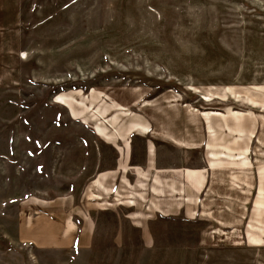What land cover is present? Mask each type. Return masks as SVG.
<instances>
[{"label":"rangeland","instance_id":"obj_1","mask_svg":"<svg viewBox=\"0 0 264 264\" xmlns=\"http://www.w3.org/2000/svg\"><path fill=\"white\" fill-rule=\"evenodd\" d=\"M253 86L264 0H0V264H264Z\"/></svg>","mask_w":264,"mask_h":264},{"label":"crops","instance_id":"obj_2","mask_svg":"<svg viewBox=\"0 0 264 264\" xmlns=\"http://www.w3.org/2000/svg\"><path fill=\"white\" fill-rule=\"evenodd\" d=\"M253 89H255L256 91H259V92H261V91H263V89H264V87H262V86H253ZM58 96V95H57ZM56 96V97H57ZM55 97V98H56ZM71 107H69V109H70ZM73 109L71 108V112L73 113V111H72ZM212 113H218V112H212ZM74 114V113H73ZM186 173L189 175V176H193V178L194 179H196V177H200V174H198L197 173V171L196 170H193V169H186ZM259 190H261V186L259 185ZM259 197V198H258ZM257 197V200H258V202H259V204H262L263 203V201L261 200V195H259Z\"/></svg>","mask_w":264,"mask_h":264}]
</instances>
